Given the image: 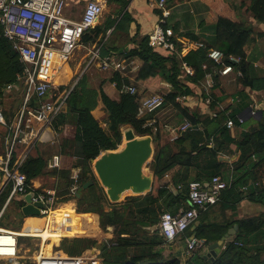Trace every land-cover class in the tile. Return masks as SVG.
<instances>
[{"label":"trees","instance_id":"1","mask_svg":"<svg viewBox=\"0 0 264 264\" xmlns=\"http://www.w3.org/2000/svg\"><path fill=\"white\" fill-rule=\"evenodd\" d=\"M177 1L165 0L166 9L172 8ZM108 2L118 6L114 11L117 17L124 11L129 0ZM207 3L214 15L208 37L201 38L183 32L178 23L165 19L164 27L174 32V53L149 47L147 36L136 39L137 30L131 35V24L135 21L127 11L116 25L117 18L108 16L103 23L82 36L80 42L99 47L101 56H112L118 64L133 60L140 62L134 84H130L117 71H113L107 78L118 92L123 85H134L138 90L136 95L119 92L116 99H111L101 87L93 89L88 86L83 76L70 91L66 87L59 88L64 96L67 92L69 94L51 128L61 134L66 124L75 127L74 138L62 139L59 146L63 154L75 159L72 168L78 170L76 191H70L74 183L71 170H54L48 174L57 178L54 190L58 203L74 199L76 213L87 217L94 215L98 218L99 228L113 229V238L100 246L101 264H207L198 254V247L189 255L184 252V261L172 255L165 257L161 247L167 241L158 230L150 232L146 228L157 226L163 213L174 215L180 209L188 208L189 182L199 181L204 185L213 176H220L228 187L221 192L215 204L199 212L195 220L199 224L195 230L191 231L190 226L183 235L190 237L194 234L196 240L211 245L237 224L233 238L223 244L210 264H264L263 217L236 222H211L208 218L210 210L217 208L221 212L234 211L244 199L264 206V186L259 174V169L264 167V110L254 122L243 126L238 113L250 106L251 102L242 96V91L236 92L239 86L258 90L256 79H252L253 68L247 60V54L257 40L264 39V0H239L238 4L235 0H207ZM155 14L160 20L162 11L156 10ZM126 47H129L127 51ZM120 50L122 53H119ZM212 50H219L226 57H240L241 62L225 76L216 74L218 66L207 58ZM182 62L193 69L192 76L183 75ZM237 70L241 75H237ZM206 74H211L214 83L210 90L209 110L216 111V117L201 115L176 100L177 97L191 95L195 88L199 89ZM22 76L23 64L18 55L10 43L0 37V95L8 85L22 87ZM162 83L170 85L163 105L150 114L139 115V99L145 95L162 93ZM231 95L235 107L230 111L216 110L219 102ZM202 98L203 94L200 100ZM51 101L55 105L59 103L57 98ZM31 105L35 106V102L32 101ZM98 105L105 118V128L101 127L102 119L93 114ZM185 120L188 127L184 131H176L175 136L171 137L166 126L173 125L172 121L180 125ZM227 120L233 122L235 132L239 130L236 134L233 135L232 129L226 128ZM124 125L131 127L138 137L153 138L152 159L146 165L153 176V183L146 195L129 196L123 202L111 204L92 172L91 162L104 151L117 150L122 143L121 127ZM222 156L231 160H220ZM47 164V159L39 155L28 156L19 166V171L30 183L38 176L47 174ZM171 171H176L171 182L160 184ZM88 180L92 181V185L76 199L77 190ZM78 218L75 215V219ZM64 242L67 248H61V251L69 257H78L81 251L96 244L91 239H64Z\"/></svg>","mask_w":264,"mask_h":264},{"label":"built area","instance_id":"2","mask_svg":"<svg viewBox=\"0 0 264 264\" xmlns=\"http://www.w3.org/2000/svg\"><path fill=\"white\" fill-rule=\"evenodd\" d=\"M84 6L80 15L69 8L68 0H0V37L6 39L13 51L18 55L23 64V102L18 112L16 122L10 129L7 137V149L3 157L0 156V174L11 183V195H23L32 192L30 183L24 174L19 171V166L11 168L12 154L16 146L31 145L35 143L42 132L52 127V122L61 109L63 101L55 105L51 101L54 90L52 61L48 53L58 54L62 61H66L79 46L82 36L93 29L104 10L105 0H80ZM151 8L162 11V17L154 26L148 40V46L162 51L175 52L173 42L174 32L169 27H164L165 19L169 17V10L165 7V0H158ZM97 57V55H95ZM207 58L218 66L216 74L225 76L231 73L235 66L241 62L240 57L225 56L219 50H212ZM101 71H121L123 67L114 59L101 61ZM206 69L205 65H202ZM182 73L192 76L194 71L186 63H181ZM237 75H241L239 70ZM214 83L211 74L205 75L201 85L203 102H211L210 90ZM14 85H8L10 90ZM165 91L142 96L138 102V114H150L163 105L164 97L170 89L169 84H164ZM119 92L136 95L134 85H123ZM186 96L177 97L176 100L184 104ZM35 102V106L31 102ZM256 116V108L250 112ZM212 117H216L213 113ZM242 121V120H241ZM0 124L6 125L0 114ZM188 127L187 121L178 126H166L169 135L175 136L176 131H184ZM226 128L231 130L233 122L226 121ZM59 157L54 155L49 162L50 168L59 167ZM74 183L70 189L74 193L77 188L78 170L71 175ZM205 187L199 181L188 183V208L180 209L176 214L163 213L158 223L160 235L167 241H172L182 235L192 226L201 211L215 204L221 192L228 187L226 181L220 176H213ZM32 202L42 203V214L45 215V231H62L63 226L54 229L52 224V205L55 203V191L52 189L35 192ZM49 204V205H47ZM66 227V226H65ZM64 227V229H65ZM58 238V237H57ZM43 242L41 237L39 238ZM203 241L195 238L187 242L185 254L189 255ZM17 253V236L15 233L0 230V258L11 259ZM35 264H98L94 257H69L57 255H39Z\"/></svg>","mask_w":264,"mask_h":264},{"label":"crops","instance_id":"3","mask_svg":"<svg viewBox=\"0 0 264 264\" xmlns=\"http://www.w3.org/2000/svg\"><path fill=\"white\" fill-rule=\"evenodd\" d=\"M156 1L158 0H129L128 5L121 13V15L115 17V15L112 14L110 18H114V17L117 18L115 22L116 25L121 19L124 12L127 11L131 15L132 19L135 21L133 24H131V35L136 33L137 30L138 37L136 39H140L144 36L149 37L154 26L159 22L158 21L159 17L155 14L157 9L150 7V5L155 4ZM235 1L238 4L239 0H235ZM81 2L82 1L80 0L68 1L69 8L72 11L75 9L77 15H80V12L82 11V8L84 6V2L82 3ZM106 2L108 3V0H105V6H106ZM80 4L82 5L79 7ZM73 5L75 6L74 9L72 8ZM169 13L170 15L167 18L168 22L178 23L181 31L197 35L201 38H205L210 35V31L213 27L212 25L214 22V15L212 14V10L208 5L207 0H178L177 3L172 8L169 9ZM100 19L97 25L100 24ZM263 31H264V27H263ZM110 32L111 30L107 33V35ZM91 51H94L92 61L86 63L85 67L83 68L84 71L87 69L88 66H90L89 64L91 62H95V61H97V64L95 65V63H93V65H91L88 70H91L95 66L96 68L99 69V71H101L99 67L101 61L111 58L113 59L112 56H105V55L101 56V54H99V47L94 48L91 45L83 44V42H80L79 46L75 50V53L70 56L73 57L74 63L72 62H70V64L68 63L70 58H68L66 61H62L58 56V54L48 53L47 56L52 61V70L55 73V77L53 79L55 87L53 90V94L51 95V99L57 98L58 102L63 101L64 103V100L69 93L67 92V94L64 96L63 94L60 95L57 91V89L59 90V88L61 87H66L62 85L63 84L61 82L62 79H60L62 68L65 65H67V68L64 72H68L69 66H70L69 72L74 71L75 65H77L76 68H78L82 65V63L85 64V60L90 56L89 54L92 53ZM183 51H186V49H184ZM95 55H97V57H95ZM78 58L80 60H78ZM247 60L250 63H252V68H253L252 79L254 80L256 79L255 81L257 82L255 83L258 87V90L253 91V90H249L248 88H241L239 86V88L236 91V92L242 91V96L246 97L247 99L249 98L247 101L251 102L250 106H248L247 108H243L238 113L239 118L242 119L243 121V126L244 125L248 126L250 125V123L254 122L255 118L259 117V113H261V111L264 110V39L257 40V42L249 49V52L247 54ZM71 64H73V67ZM120 65L123 67V69L119 71L121 73V77L129 81L130 84H134V78L138 70V67L140 65V62L138 60H133L131 62H124ZM83 70L82 72H80V75L75 80V83L69 89V91L77 84V82L83 76V78H86L87 85L90 86L91 88L97 89L101 87L104 93H106L108 97H110L111 99L117 98L119 92L116 90L113 83L108 82V80H105L104 83H102L103 80H101L97 87H93V85H91L88 81L89 76L86 73H83ZM108 72L112 73L113 71L108 70ZM57 75L59 79L58 81L56 80ZM164 84L166 83L161 84L160 87L161 92L165 91ZM200 89H201V85L199 89L195 88L194 92L191 95L186 96L184 105H186V107H188L190 110L197 111L201 115L212 116L213 113H216V111L211 112L209 110V105H206L203 102V98L202 100H200V96H202ZM139 90L142 93L141 88H139ZM232 96L233 95L223 98V100L219 102L216 110L218 111H222L225 109H228L229 111L232 110L235 107V104L232 103ZM22 102H23V86L22 87L13 86V88H11L10 90L4 89L2 94L0 95V114L6 123V125L0 124V156L1 157H3L6 153L7 137L9 135L10 129L14 126L16 122V118L21 108ZM254 108H256L257 116L253 117L250 115V112ZM93 114L96 118L102 119L101 127L105 128L106 126L103 123L105 118L100 105H98L93 110ZM176 122L177 121H173L174 124L171 126L179 125L178 122L177 123ZM47 129H45L42 132V134L46 132ZM238 131L239 130H236V132ZM236 132H235V128L233 127L231 133L234 135L236 134ZM52 134L54 135V139L50 142L43 143L37 140L35 143L31 145L16 146L13 151L11 161L14 166H20L28 156L39 155L44 159H47L48 164L54 155H57L59 157L60 164L58 168H50L49 165L47 164L45 170V173L47 174L38 176L34 180L30 181L32 192H27L23 195H11V188H12L11 183L7 182L5 177L0 174V230L15 233V235L17 236L16 256L11 259L0 258V264H35V261L39 255L63 256L65 254L58 247L60 241L59 242H55V241L64 240V239L94 240L96 244L90 248L81 251L79 256L94 257L98 261V264H101V260L99 258L100 246L102 245V243L109 241L113 238V233H112L113 229L110 227H107L105 230L99 228L98 218L96 219L94 215H89L87 217V215L76 213V202L74 199L66 203H58L55 196V203L52 205L51 208L52 218H53L52 224L54 229L59 228L60 226L62 228L63 226L62 231L44 232L43 228L45 227L46 218L45 215L43 214L41 217H25L22 215L21 213L22 206L26 204V199H28L29 196L34 195L35 191L41 192L42 190H46V189L54 190V187L57 184V178L53 174H48V172H53L54 170H71V175H72L74 171L77 170L72 168L75 159L69 155L63 154L59 146L60 141L62 139L72 140L74 138L75 127L73 125L66 124L63 127L61 134L55 133L54 130H52ZM122 144H123V140H122ZM221 158H226L228 160H231L227 156H222ZM234 158L235 157H232V159ZM252 160L255 161L256 158H252ZM91 169L94 174L92 168V162H91ZM175 173L176 171L168 172L163 177L160 184L170 183ZM259 174L262 176V185L264 186V167L262 169H259ZM129 196H134V195L130 194L125 197H122V200L120 202H123L124 199ZM140 196H144V195H140ZM68 207L70 208V210H68ZM75 215L79 217L77 220L75 219ZM259 217H263V222H264V206L252 203L246 199L241 200V202H239V204L237 205L234 211L226 210L221 212L217 208H214L210 210L208 213V218L211 222L212 221L236 222L239 220H246L251 218H259ZM234 226L236 227L235 230L236 233L237 224H234L229 230L233 229ZM149 228L151 227H148L146 229L149 230L150 232H153L155 230L159 231V228L152 230H150ZM233 236L228 237L225 240V242L231 240ZM40 237L45 241L43 242L42 240H40L39 239ZM188 238L189 237H186L185 235L182 234L179 235L174 240L167 242V244L161 247L163 251V255L165 257L172 255L179 258L181 261H184L186 259L184 252L186 250ZM224 243H222V245L220 246V250L222 249ZM46 245H48L47 248L45 247ZM208 246L209 245H204V243L201 244L197 248L198 254L200 256L205 255L208 252ZM158 249L160 248H157V250Z\"/></svg>","mask_w":264,"mask_h":264},{"label":"water","instance_id":"4","mask_svg":"<svg viewBox=\"0 0 264 264\" xmlns=\"http://www.w3.org/2000/svg\"><path fill=\"white\" fill-rule=\"evenodd\" d=\"M128 48H125L127 51ZM119 53H122L120 50ZM261 113H259V116ZM123 144L115 151L102 152L93 162L92 168L95 178L99 185L103 188L104 193L111 204L120 203L122 197L126 193L134 196L146 195L150 192L153 183L151 173L146 174V165L151 161L153 155V138L151 136L138 137L134 134L131 127L124 125L121 127ZM52 128H48L40 137L39 141L46 143L54 139ZM220 160L229 161L226 158ZM92 185V181H86L75 194L76 199L80 197L81 192ZM208 188V183L204 184ZM33 195L26 199V204L22 206L21 213L25 217H41L43 209L42 203L32 202ZM49 205V204H47ZM199 222L195 221L191 227L194 231ZM157 226L149 228L157 229ZM236 227L229 230L221 239L208 246V252L201 258L210 264L214 261L220 252V246L225 240L235 234ZM195 238L192 234L188 241Z\"/></svg>","mask_w":264,"mask_h":264},{"label":"rangeland","instance_id":"5","mask_svg":"<svg viewBox=\"0 0 264 264\" xmlns=\"http://www.w3.org/2000/svg\"><path fill=\"white\" fill-rule=\"evenodd\" d=\"M69 1V0H68ZM82 3V2H81ZM82 4H80L79 5V7L81 6ZM73 9L75 8V6L73 5V7H72ZM117 8H118V6L117 5H115V4H112V3H107L106 2V6H105V8H104V10H103V13H102V15H101V19H100V23H102L103 21H104V19L106 18V17H108V16H111L112 14H115V17H116V15H117V13H115L114 11L115 10H117ZM75 12H76V10L74 9L73 10V15L75 14ZM77 49V48H76ZM75 49V50H76ZM92 53H90L89 55V57L85 60V64H83L82 63V65L80 66V67H78V68H76V66L77 65H75L74 66V71H71V72H69V70H70V66H69V68H68V72H64L65 70H66V68H67V65H65L63 68H62V70H61V76H60V79H62L61 80V82L63 83L62 85H64V86H66V88H68V89H70L72 86H73V84L75 83V80L78 78V76L80 75V72H82V70H83V68L85 67V65H86V63H88L89 61H92V58H93V52L94 51H91ZM75 53V51L73 52V54ZM72 54V55H73ZM70 59H69V64H70V62H72V63H74L73 62V57H69ZM78 60H80L79 58H78ZM96 60V59H95ZM94 61V60H93ZM93 63H95V65L97 64V61H95V62H91L89 65L91 66V65H93ZM72 65V67H73V64H71ZM90 66H88L87 67V69L84 71L83 70V73H86L88 76H89V83L91 84V85H93V87H97L98 85H99V82L101 81V80H103V82L102 83H104V81L105 80H107V78L111 75V72H108V71H99V69L98 68H96L95 66L91 69V70H88L89 69V67ZM71 67V68H72ZM82 74V73H81ZM85 80H86V78H84ZM56 80L58 81L59 79H58V75H57V77H56ZM54 87H55V85H54ZM58 88V87H57ZM56 91V90H55ZM57 91H58V93L60 94V95H62L63 93H61L58 89H57ZM170 119H172V118H170ZM173 122V121H172ZM244 126H247V125H244ZM121 145H122V143H121ZM121 145L119 146V147H121ZM118 147V148H119ZM153 148H154V145H153ZM145 173L146 174H149V173H151L147 168H145ZM127 195H130V193H126V194H124L123 195V197H125V196H127ZM73 202V201H72ZM60 241V242H59ZM55 242H59L60 244H59V248H60V250H61V248H62V250H65L66 248H67V245L65 244V242H64V240H57V241H55ZM54 242V243H55Z\"/></svg>","mask_w":264,"mask_h":264},{"label":"bare ground","instance_id":"6","mask_svg":"<svg viewBox=\"0 0 264 264\" xmlns=\"http://www.w3.org/2000/svg\"><path fill=\"white\" fill-rule=\"evenodd\" d=\"M68 210H70V208H69V207H68ZM44 237H45V236H44ZM44 237H43V238H44ZM47 256H50V255H47Z\"/></svg>","mask_w":264,"mask_h":264}]
</instances>
